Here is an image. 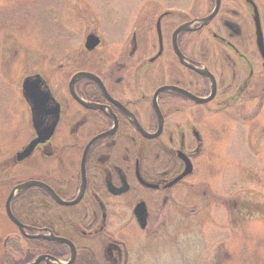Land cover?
Listing matches in <instances>:
<instances>
[{
	"label": "flooded vegetation",
	"instance_id": "af4514ba",
	"mask_svg": "<svg viewBox=\"0 0 264 264\" xmlns=\"http://www.w3.org/2000/svg\"><path fill=\"white\" fill-rule=\"evenodd\" d=\"M129 11L113 29L84 14L81 43L39 54L0 99V264H165L191 238L174 228L186 191L200 198L197 264H230L247 217L228 215L214 188L201 201L214 161L230 157L232 123L259 160L264 206V0H132ZM34 76L39 130L23 88ZM205 223L216 233L203 258Z\"/></svg>",
	"mask_w": 264,
	"mask_h": 264
},
{
	"label": "rangeland",
	"instance_id": "374dc122",
	"mask_svg": "<svg viewBox=\"0 0 264 264\" xmlns=\"http://www.w3.org/2000/svg\"><path fill=\"white\" fill-rule=\"evenodd\" d=\"M131 7L132 0H0V99L11 90V81L18 79L22 73L27 76L35 71L34 61L39 54L51 50L61 56L72 46L81 43L87 29L83 24L84 14L92 13L100 17L102 29H113L118 24V15L129 13ZM8 57H12L10 61ZM7 72L10 73L8 81L4 77ZM236 115H241V112ZM24 129L28 135L31 127L27 119ZM231 129L233 135L226 146L230 157L214 161L211 170L214 174L210 180L213 187L203 188L207 195L201 205H206L214 198L210 190L212 188L218 191L219 201L228 197L227 207L230 209L233 206V212L228 211V215L247 217L243 223L234 224L232 239L227 242L230 253L228 263L264 264V206L259 195V183L255 178L259 160L246 154L243 135L236 123H232ZM256 138L252 152L256 151ZM196 194L184 192L182 200L186 208L183 214L188 219L181 223L182 230L177 224L174 225L177 231L186 233L187 237L191 234V238L180 244L177 250L171 247L166 253L165 264H174L182 259L185 260L184 264H188V260L197 264L193 243L194 217L197 215L194 210L198 209L200 198ZM216 215L226 213L222 209L221 212L216 211ZM213 227L210 223L203 225L208 245L206 252L202 253L203 258L214 251V243L209 245L216 233ZM217 238V243L220 239L225 241L224 235Z\"/></svg>",
	"mask_w": 264,
	"mask_h": 264
},
{
	"label": "water",
	"instance_id": "95a60500",
	"mask_svg": "<svg viewBox=\"0 0 264 264\" xmlns=\"http://www.w3.org/2000/svg\"><path fill=\"white\" fill-rule=\"evenodd\" d=\"M97 39H93L91 40V37L88 39V44L87 46L89 47V45H96L97 43ZM40 84L42 85V80L39 76H34V77H27L24 81L23 84V88L25 90V95H26V100L27 102L31 105L32 110L34 112L33 115V126L35 127L36 130H39V125L36 123V118H35V109H36V102H35V96H36V89L40 86ZM53 131V126L49 127L47 130H45L44 132L41 131L39 133V139L35 140L30 143L27 148H25V152L23 154L22 157H26L28 155L31 154V152L35 149L36 145L39 144L40 142H43L44 139H47V137L50 136V134Z\"/></svg>",
	"mask_w": 264,
	"mask_h": 264
}]
</instances>
